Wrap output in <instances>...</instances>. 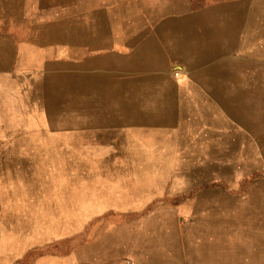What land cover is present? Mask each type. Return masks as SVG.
I'll return each mask as SVG.
<instances>
[{
	"label": "crops",
	"instance_id": "crops-1",
	"mask_svg": "<svg viewBox=\"0 0 264 264\" xmlns=\"http://www.w3.org/2000/svg\"><path fill=\"white\" fill-rule=\"evenodd\" d=\"M257 15V0H221L198 12L189 10L188 0H0V264L15 263L16 256L1 252L11 244L3 235L10 222L20 220L32 230L50 198L49 184L34 173L40 168L18 176L20 168L3 160L50 159L67 141L77 158L89 152L121 159L128 154L124 145L143 144L148 125L156 129V144L171 143L173 133L174 152L161 145L163 157H154L187 160L173 163L171 173L187 176L192 190L204 185L205 176L211 180V169L222 171L226 163L212 139L180 138L184 131L167 129L180 127L190 102L206 109L211 95L237 96L256 85L257 72L247 66L257 64ZM171 64L184 69L179 84L169 77ZM244 78L249 83L243 85ZM147 110L158 118L146 120ZM66 111L73 123L65 121ZM136 172L145 182L147 173ZM17 180L29 188L24 196L15 191ZM76 186L74 207L81 199L78 180ZM263 187L254 188L244 226L242 202L233 205L232 232L206 215L203 199H192L189 264H264Z\"/></svg>",
	"mask_w": 264,
	"mask_h": 264
},
{
	"label": "rangeland",
	"instance_id": "rangeland-1",
	"mask_svg": "<svg viewBox=\"0 0 264 264\" xmlns=\"http://www.w3.org/2000/svg\"><path fill=\"white\" fill-rule=\"evenodd\" d=\"M188 1L189 10L198 12L221 0ZM257 2L255 22L259 44L254 54L257 64L247 66L257 72L258 78L253 79L256 85L237 96L211 95L206 109L190 102L178 118L180 127L167 129L168 132L184 131L180 138L191 135L195 140L212 139L211 147L222 152L220 162L226 163L222 171L211 169L213 181L205 176L204 185L199 184L192 190L186 175V178L172 175L171 169L175 165L184 166L187 160L176 163L155 158L161 145L174 152V136L168 133L171 143L162 141L158 145L151 141L156 129L148 125L144 127L143 144L124 145L128 147V154L121 159H102L101 154L89 152L80 159L76 157L73 142L67 141L61 145L60 155L50 153V159L3 160V164L13 163L20 168L18 176L20 171L23 175L33 165L40 168L34 173H38L43 184H49L50 198L41 218L33 221L32 230L20 220L10 222V231L3 235L10 237L11 244L2 246V254L10 252L16 256L14 264H189L188 214L195 209L190 205L196 197L205 201L206 215L215 223H225V229L231 232L234 230L233 205L236 209L241 201L244 226L248 221L243 218L247 214L244 211L248 210L249 201L255 199L254 188L264 185V0ZM168 72L175 83L183 81L185 74L181 66L171 64ZM246 80L243 85L249 83ZM72 114L66 111V122L73 123ZM145 114L146 120L158 118L154 110H147ZM118 147L121 151V145ZM138 149L141 154L135 153V156L139 159L132 156L134 153L129 155V151ZM158 155L163 157L160 152ZM127 156L129 159L125 160ZM213 157L210 155L209 159ZM117 163L119 166L115 167ZM45 168L49 169L47 175ZM76 168L80 176H76ZM117 168L128 169V175ZM136 168L147 173L145 182ZM4 176L6 173L2 172ZM77 180L81 199L80 205L74 207ZM15 183L19 184L15 191L24 196L25 184L19 180ZM59 194L65 201L58 198Z\"/></svg>",
	"mask_w": 264,
	"mask_h": 264
}]
</instances>
